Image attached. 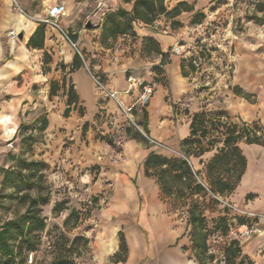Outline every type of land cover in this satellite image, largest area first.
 I'll list each match as a JSON object with an SVG mask.
<instances>
[{
    "label": "rangeland",
    "instance_id": "obj_1",
    "mask_svg": "<svg viewBox=\"0 0 264 264\" xmlns=\"http://www.w3.org/2000/svg\"><path fill=\"white\" fill-rule=\"evenodd\" d=\"M83 1L88 3L81 10L78 2ZM257 1L195 0L193 4L188 2L190 6L199 7L205 4L198 9L206 15L201 23L195 22L194 14L197 11H183L172 19L161 16L158 20L162 23L157 25L155 22L153 25L156 24L162 33L170 29L178 33L177 43L183 46L184 50L183 55L178 56L185 65L194 64V60L200 64L199 67L194 65L192 71L197 73L198 89L206 90L207 87L215 86L228 64H232L236 69L245 56L253 62H264V15L256 12ZM54 2H62L67 7L68 2L74 4L61 23L74 34L75 39L80 40L79 46L86 63L101 81L104 80L101 66L108 60L107 55L126 45L125 40L120 41L118 38L105 45L101 38L102 24L110 12L121 6L132 8V3H126L124 0H117L116 3L113 0H0V223L22 215L28 207V203L19 198L13 187L3 183L1 168L20 170L18 163L10 160V154H17L29 161L43 160L46 166L39 172L43 174L42 192L50 195L49 203L41 207L42 215L46 218V229L42 233V244L37 251L28 254L23 264H51L53 259L59 256L67 257L68 264H111L105 260L107 252L104 254L107 236L115 231L116 220H121L128 214L109 213L113 190L107 180L106 171L107 164L112 159L111 155L119 151L125 135L117 129H114V134L110 131L112 135H108L110 129L101 128L102 125L106 127L107 122L100 119L95 120L96 126L90 122L85 128L88 111L80 100L77 109L70 113V116L74 111L77 113L76 123H65L63 112L67 107L68 91L73 83L68 76L72 65L69 68L65 66L64 55H61L56 64L51 54L50 57L43 54L31 62L29 70H12V63L23 40L19 35L14 40L10 35V32L15 30L16 15L39 23L38 19L46 15L47 8ZM172 2L173 0H166L169 7ZM254 15L258 16V19L253 18ZM174 21L180 22L176 28L172 25ZM146 25L143 23V26ZM54 38L57 45H62L64 40L55 31ZM59 38L62 42H57ZM143 46L145 48V42ZM173 46L165 52L164 62L168 61L170 55L175 54ZM69 48L67 53L75 55L73 49ZM153 55L155 54H149L145 50L142 53V56L148 59ZM81 62L82 66L86 67L82 59ZM188 68L191 70L189 65ZM236 87L240 89V94L233 90L237 95L264 96V84L261 82H256L250 89L246 86ZM101 98L99 103L103 106L108 98ZM14 103L18 108L15 114L12 113ZM44 116L50 118L51 124L55 122L54 132L50 133L49 129L44 132L40 130ZM124 120V127L129 125L136 130L125 116L120 122ZM59 122L64 125H58ZM16 124L23 126L17 128ZM209 139L211 137L204 138V147L211 146ZM216 140L219 141L218 138ZM181 145L184 154V150L189 151L191 155H197L199 152L196 145ZM175 155L177 154L171 156ZM93 158H97L98 162L90 161ZM22 169L24 174H30L26 167ZM239 170L240 165L230 176L236 178ZM219 173L220 171L216 170L211 174L205 165L203 170H199L198 176L214 186L212 181ZM29 192L31 196L37 194L35 187ZM162 193L179 211L180 221L189 220V211L193 204L206 216V228L210 232L208 243L216 255L215 262L218 263L223 258L224 245L234 237L230 231L226 236L214 231L217 218L224 213L222 206L213 200L210 193L199 192L195 182L189 179L177 181L174 186L162 190ZM224 196L230 200L227 195ZM254 199L253 194L246 198V201ZM56 202L65 204L54 210ZM240 210L247 212L245 216L264 228L262 212ZM74 211L77 213L71 215ZM231 216L235 218L236 214ZM191 233L190 226L189 235ZM258 235L241 238L242 245ZM192 253L191 244L185 255ZM263 253L264 248H261L259 254Z\"/></svg>",
    "mask_w": 264,
    "mask_h": 264
},
{
    "label": "crops",
    "instance_id": "obj_2",
    "mask_svg": "<svg viewBox=\"0 0 264 264\" xmlns=\"http://www.w3.org/2000/svg\"><path fill=\"white\" fill-rule=\"evenodd\" d=\"M113 1L116 3L117 0ZM179 1L181 0H173L169 8ZM185 1L195 3V0ZM86 3L88 2H78L81 10L87 5ZM203 6H194L193 12ZM73 7L74 4L68 2L67 11ZM157 23L159 25L162 21ZM38 25L36 21L16 15L15 30L22 32L24 37L12 63V70L16 72H22L27 68L29 70L31 62L45 52L51 54L56 64L61 55H64L65 66L69 68L74 57L72 53H67L70 45L62 42L60 38L57 42L61 41L62 45H57L54 31L50 29L46 31L44 47L41 49L30 47L31 51H29L27 42ZM157 25L145 27L143 23H136L135 35L119 36L118 40H125L126 45L122 49H117L115 53L107 55L109 57L108 60L106 59L107 62L105 61L101 66L104 84L108 89L117 91L119 98L127 105L132 104L141 92L139 88L129 93L125 92L128 87V76L134 75L142 81L155 85L148 103L141 109L137 108L134 115L137 122H144L145 127L140 125L141 128L157 144H143L127 137L123 131L117 130L125 135V138L119 151L111 155L112 159L107 164L106 177L113 190L109 213L114 215L127 212L128 214L121 220H116L115 231L107 236L104 254L107 252L105 260L111 264H195L190 254L185 255L190 246L187 220L182 222L178 219L179 211L164 197L157 177L146 174L144 163L152 151L167 156L175 152L183 153L181 144L186 138L192 137L191 124L195 114L224 111L230 117L227 119L222 116L218 119L215 116L214 120L220 125L217 124L219 128L212 131V137L217 136L219 141L201 154L189 155L190 164L198 171L203 170V167L224 146L225 122L260 120L264 124V96H241L233 92L235 86H246L250 89L256 82L264 84V62H253L245 56L236 69L233 67L229 73L225 70L215 86L199 90L197 73L194 74L189 70L188 65L184 64L187 71V75H184L183 60L180 56L172 54L164 63H162L163 56L159 53H153L155 55L151 59L142 56L144 37H153L163 53L179 41V35L175 30L170 29L162 33ZM77 40L80 43V40ZM156 66H159L161 71H157ZM68 76L88 111V121H92L98 111L99 100L107 96L106 92L99 90L85 66L74 71L70 70ZM104 106L107 112L116 116L109 130L114 132V128L124 116L120 114L122 112L113 99H107ZM14 107L13 114L18 109L15 103ZM77 117L74 111L72 116L64 117L65 123L74 124ZM59 124L64 125L63 122ZM18 126L16 124L17 128ZM55 127L54 122L50 125L49 132H54ZM238 146L247 159L246 169L236 188L225 195L240 209L264 214V146L244 141L239 142ZM90 161L97 163L98 159L93 158ZM253 194L255 199L247 202L246 198ZM121 230L125 234L129 248L127 259L125 262H111L110 257L119 248L118 233ZM261 248H264V228L255 239L243 244L244 253L256 264H264V253L259 254Z\"/></svg>",
    "mask_w": 264,
    "mask_h": 264
},
{
    "label": "trees",
    "instance_id": "obj_3",
    "mask_svg": "<svg viewBox=\"0 0 264 264\" xmlns=\"http://www.w3.org/2000/svg\"><path fill=\"white\" fill-rule=\"evenodd\" d=\"M124 2L129 4L132 3V8L126 9L123 6L119 7L116 11L110 12L102 24L101 38L102 43L105 45L119 36L135 35L134 26L136 23L152 25L159 21L158 19L161 16L172 19L180 15L183 11H193L194 9V7L190 6V4L185 0L179 1L171 8H169L166 0H124ZM255 10L256 12H261L264 15V0H258L256 2ZM205 16L204 12L198 10L194 14L195 22L201 23ZM253 18L258 19V16L254 15ZM172 25L176 28L180 25V22L174 21L172 22ZM47 29L49 28L45 23L39 22V25L27 42V47L37 49L43 48ZM73 38L75 39L74 35ZM144 42L145 48L143 46V52L145 50L149 54L159 53L164 57L165 53L161 51L158 42L153 37H144L143 45ZM44 54L45 56L50 57L48 52H45ZM81 59L82 58L79 54L75 53L71 64V71H74L82 66ZM162 63H164L163 59ZM188 65L191 70H194V64L189 63ZM155 68L157 71H161L159 66H156ZM90 70L97 76L96 72H94L91 68ZM182 70L184 75H187L184 63L182 65ZM234 89L235 92L240 94V89L238 87L235 86L233 87V90ZM79 100L80 98L73 85L68 91L67 107L64 109L63 117L68 118L71 111L77 109ZM135 112L136 111L134 110V114ZM122 116L124 115L122 114ZM215 116L218 119L222 116L230 119L224 111H219L217 113L202 112L195 114L191 124L192 137L183 140L182 144L192 146L196 145V148L199 150L197 154H201L208 150L211 146H214L218 140H216L217 138L212 137V131L218 129V125H220V123H217L214 120ZM115 117L114 113L107 112L105 106H102L99 103L98 111L95 113L93 120H87L84 127H88L90 122L96 126L95 120L100 119L107 122L106 127L102 125L101 128L110 129L112 122L115 121ZM124 122L125 120L121 121L120 125L118 123L117 127L119 128L116 127L114 129L123 131L127 137L134 138L143 144H150L149 140L140 130L137 128L134 130L129 125L124 127ZM137 123L144 126V122L142 121ZM50 125V118L48 116H44L40 130L42 132L46 131L50 128ZM22 126L23 124H19L18 128H21ZM122 127H124V129H122ZM223 129L224 146L220 148L219 152L213 157V159L206 164V167L211 174L216 170L220 171L219 176L212 181L214 186L209 183L208 185L212 192L219 193L221 195L230 193L236 188L246 169L247 159L238 146V143L244 141L246 143L264 146V124L260 120H253L251 122L243 120L228 121L223 124ZM114 132H112V134H114ZM144 132L146 133V131ZM110 133L111 132L109 131L108 135ZM207 137H211V139H209V145L211 146L204 147L203 139ZM184 152L188 157L191 155V153L187 150H184ZM10 160L17 162V165L20 166V170H15L14 168H1L3 183L13 187L16 193H18L17 195H19V198L28 203V207L22 215L14 219L4 220L0 223V264H23L26 261L28 254L30 252L37 251L38 247L42 244V233L46 229V218L42 215L41 207L49 203L50 195L42 192L41 179L43 178V174L39 172H41V168L46 166L43 160L29 161L17 154H10ZM239 165L240 170L238 176L233 179L230 174L235 172ZM22 167L29 169L28 171L30 174H24ZM144 167L147 175L157 177L162 190L174 186L177 181L189 179L190 181L195 182L199 192L209 194V192L197 181L195 177V173L199 175V171L194 172L192 165L182 156H167L152 151L148 155L144 163ZM34 187L37 190V194L36 196H31L29 190ZM212 198L217 204H219L214 197ZM64 204L65 202H56L54 210H57ZM222 208L224 213L222 216L217 218L214 231L220 232L223 236L228 235L234 221H236L239 225L253 223L248 216H245V214H238L235 218H233L226 208ZM74 213L77 212L74 211L71 215ZM189 213L190 217L189 220H187V235L190 240V245L192 244L193 250L190 258L195 262V264H254V260L249 255L244 253L243 245L236 237H231L224 245L223 258L220 261L217 260L219 262L216 263V255L211 250L210 244L208 243L210 232L206 228V216H204V214L198 209L196 204L191 206ZM190 226L192 229L191 235H189ZM118 237L119 248L110 257L111 262H125L129 252L127 240L122 230L119 231ZM68 263L69 261L67 260V257L59 256L55 257L51 264Z\"/></svg>",
    "mask_w": 264,
    "mask_h": 264
},
{
    "label": "built area",
    "instance_id": "obj_4",
    "mask_svg": "<svg viewBox=\"0 0 264 264\" xmlns=\"http://www.w3.org/2000/svg\"><path fill=\"white\" fill-rule=\"evenodd\" d=\"M67 11V6L62 2H54L51 6H49L46 10V15L44 17H41L38 19L39 22H43L47 25V27L57 32L60 37L70 45V47L73 49V51L84 60V56L82 54V51L79 46V42L77 39L73 38V33L63 24L61 23L62 18L65 17ZM10 35L15 40L18 38L19 32H16L15 30H12L10 32ZM173 52L177 55H183V46L179 45L178 43L173 46L172 48ZM194 65L196 67H199V63L194 60ZM86 64V62H85ZM87 69L92 75L93 80L95 81L97 87L100 90H104L106 92V95L108 98L113 99L119 108V110L122 112V114L126 117V119L129 121L131 125H133L135 128L140 130L144 136L149 140L152 144H157V142L152 139L147 133L144 132V130L141 128V126L137 123V120L135 119L134 110L143 108L149 101L155 85L153 83L142 81L140 78L130 75L127 78L128 87L126 89V93L131 92L135 88L141 89L140 95L138 98L130 105L125 104L118 96L117 91L110 90L106 87L103 81L100 80L98 76H96L89 68V66L86 64ZM233 70V65L228 64L226 66V72H231ZM175 154L184 157L189 163V157L186 156L184 153L175 152ZM193 171L195 172V169L193 168ZM195 177L197 181L219 202V204L226 208L230 215L240 213V214H248L247 212L241 211L235 204L232 203L227 197L224 195H221L219 193L212 192L209 188L208 183L200 178L196 173ZM231 234L238 238L241 241V238L246 239L249 238L253 234H260L262 232V228L258 226V224L252 223V224H237L236 221L233 222L230 230Z\"/></svg>",
    "mask_w": 264,
    "mask_h": 264
},
{
    "label": "water",
    "instance_id": "obj_5",
    "mask_svg": "<svg viewBox=\"0 0 264 264\" xmlns=\"http://www.w3.org/2000/svg\"><path fill=\"white\" fill-rule=\"evenodd\" d=\"M23 37H24V34L22 32H19V38L23 39Z\"/></svg>",
    "mask_w": 264,
    "mask_h": 264
},
{
    "label": "bare ground",
    "instance_id": "obj_6",
    "mask_svg": "<svg viewBox=\"0 0 264 264\" xmlns=\"http://www.w3.org/2000/svg\"><path fill=\"white\" fill-rule=\"evenodd\" d=\"M66 14H67V11H66ZM66 14H65V16H66ZM22 28V27H21ZM16 31V30H15ZM31 31V30H30ZM17 32V31H16ZM262 181V180H261ZM264 181V180H263Z\"/></svg>",
    "mask_w": 264,
    "mask_h": 264
}]
</instances>
